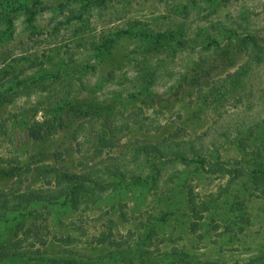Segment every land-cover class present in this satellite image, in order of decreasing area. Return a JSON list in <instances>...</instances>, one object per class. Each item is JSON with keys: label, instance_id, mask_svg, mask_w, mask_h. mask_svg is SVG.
<instances>
[{"label": "rangeland", "instance_id": "rangeland-1", "mask_svg": "<svg viewBox=\"0 0 264 264\" xmlns=\"http://www.w3.org/2000/svg\"><path fill=\"white\" fill-rule=\"evenodd\" d=\"M246 35L264 49V0H0V264H264V56ZM73 102L90 119L30 138ZM62 172L98 178L76 203L18 198Z\"/></svg>", "mask_w": 264, "mask_h": 264}, {"label": "trees", "instance_id": "trees-1", "mask_svg": "<svg viewBox=\"0 0 264 264\" xmlns=\"http://www.w3.org/2000/svg\"><path fill=\"white\" fill-rule=\"evenodd\" d=\"M98 1H100V0H98ZM122 34L123 35L125 34L128 36H137V37L143 38L144 40H150L152 46L154 45L153 48H156L159 46H163L164 48H167L166 44L168 45L169 40H165V39L167 37L174 39L172 34L167 35V34H163V33H152L149 35H146L144 33H142V34L139 33L138 35H134L132 33L124 32ZM113 40H114V38L112 39L111 42H113ZM240 41L244 44H243V46L240 45V47L238 48L239 51H244V52L252 51L253 54L256 53L258 56L259 55L264 56V49L258 50V45H257L256 39L254 37H252L250 35H246L242 40L240 39ZM179 43H181V42H179ZM168 47H169V45H168ZM87 116L90 119V117L88 115V111H86L84 109V106L79 104V103L73 102L69 105L68 109L66 110L65 116H64L65 118L54 116V117L44 119L43 121H34L29 128V136L34 141L41 143L48 136L54 134L61 126H63L62 122L64 121V123H66V119L83 120L84 121V120H86ZM84 124L85 123H80L79 124L80 126L78 125V127L75 128L74 133H80L82 131V128L84 127ZM106 145H107V143H106ZM173 147H175V146H173ZM175 149H176V147H175ZM144 151L146 154H149V156L152 155V156L158 157V156L165 154L162 152L160 145H159V147H145ZM184 153L185 152L183 151L182 153L180 152L179 154H184ZM176 156H178V158H180L181 161L184 160V157H182L180 155H176ZM199 163L201 164L202 161H199ZM44 169L46 170V168H44V167L42 169L37 168V173L39 175L43 174L44 172L47 171V170L45 171ZM107 169H108L109 174L114 172L112 170V167L107 168ZM252 172L254 174L258 173L257 177H259V176L264 177V170H262V169L261 170H253ZM120 176L122 179L127 178V180H129L131 183H140L141 181H145V180L149 179V177H147V176L142 177L141 172L139 174H135V173L133 174L132 172H130V173H128L127 176H124L123 173H120ZM97 178H98L97 173L94 175L90 174V173H84L82 175H79V174H67L65 172H62L57 177L56 182H57L58 186L55 188V192L53 193V195L50 194L49 191H30L29 193L28 192L21 193L20 195H18V198L21 199V197L23 195L27 194L26 195L27 198H25V200L29 199L30 201H32V199H37L39 201H51L52 199H56V198L61 197V196H66V197H69L70 199H72L74 201V203H76L78 201V197H77L78 192H79V190H81V187L84 186L83 184L85 182H95L96 183ZM12 202L13 201L3 197V200L0 202L2 211L9 210ZM200 205H202V206L206 205L204 207V210H206L208 207V205L205 202L200 203ZM3 260H5V259H3Z\"/></svg>", "mask_w": 264, "mask_h": 264}]
</instances>
